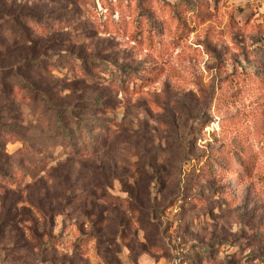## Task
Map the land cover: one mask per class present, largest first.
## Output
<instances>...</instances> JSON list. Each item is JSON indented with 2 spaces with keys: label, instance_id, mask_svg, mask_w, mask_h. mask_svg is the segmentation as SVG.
<instances>
[{
  "label": "rangeland",
  "instance_id": "374dc122",
  "mask_svg": "<svg viewBox=\"0 0 264 264\" xmlns=\"http://www.w3.org/2000/svg\"><path fill=\"white\" fill-rule=\"evenodd\" d=\"M141 2L136 42L138 0H0L6 66L95 142L0 94V264L264 261V0Z\"/></svg>",
  "mask_w": 264,
  "mask_h": 264
},
{
  "label": "trees",
  "instance_id": "16d2710c",
  "mask_svg": "<svg viewBox=\"0 0 264 264\" xmlns=\"http://www.w3.org/2000/svg\"><path fill=\"white\" fill-rule=\"evenodd\" d=\"M127 6H130V3H128ZM141 8H142V2L141 0H138L137 5L134 8H131V10L129 11L130 14L137 16L136 24L133 27V30H134L133 38H134V41L136 42H141L143 39L144 40L150 39V35L145 34L146 29H143L144 20L148 21L150 18L139 16L138 10H140ZM110 9H113V7L111 6ZM5 18H8L7 20H4L6 21L5 25L0 26V47L2 49L0 52V94L4 96L12 97V99H14L15 97L24 98V96L21 95L22 92L28 89L29 91L32 90L31 92L34 94L33 95L34 101H37L38 103H44L45 111H55V116L57 119L56 122L58 124L57 128H59L62 131V137H68V136L71 137L72 135V131L68 128V124L64 120L66 113L69 114L70 118H73V120L76 122V127L74 128V131H79V133L81 134L82 131L87 130L88 124H91V123L86 124L85 121L76 119L74 115V111H76V108L58 106L54 102H52L46 96L45 93H43L39 89L34 90L35 89L34 82L28 81V78H27V75L29 76V72L33 70L30 66L28 70V67L25 65L26 71L28 70L27 74H25V68L23 64L6 66L7 64L6 61L8 60L9 51L11 50V47L8 44V41L6 40V38L2 34L4 32H9L11 36H13V38L18 37V36L22 38H28L29 29L27 28L26 25L24 24L22 25V23H24V20H26L28 23V18L25 17L26 19L24 18L21 22H19L18 16L15 15L12 7L9 9L4 8L2 9V11H0V20H3ZM172 20H173L172 23H176L177 27L182 25V21L179 18L178 19L172 18ZM16 41L18 40H14L13 42H16ZM81 72L83 74V70H81ZM85 76L88 77V75H85ZM139 79L140 78L138 77H134L133 85L135 88H137V82ZM59 111H66V112L65 114H62ZM93 124L95 125L97 123H93ZM94 129L102 130V128L99 126ZM81 137L84 140L81 141L80 145H78L80 149L77 148L78 143L76 144L74 143V146H76L74 148L79 149L78 151H80L81 153L93 151L95 147L94 140L88 141L87 135L83 133L81 134ZM209 250L206 252H203L202 254L201 261L203 264L206 263V259L203 256L205 255L209 256L210 255ZM183 258L187 264L190 261L192 263V260H189V258L185 254H183ZM255 264H264V261H257V263Z\"/></svg>",
  "mask_w": 264,
  "mask_h": 264
},
{
  "label": "built area",
  "instance_id": "2783aa9c",
  "mask_svg": "<svg viewBox=\"0 0 264 264\" xmlns=\"http://www.w3.org/2000/svg\"><path fill=\"white\" fill-rule=\"evenodd\" d=\"M172 264H187L183 258V254H181L180 251H176Z\"/></svg>",
  "mask_w": 264,
  "mask_h": 264
}]
</instances>
